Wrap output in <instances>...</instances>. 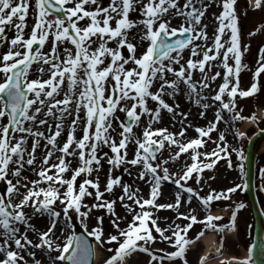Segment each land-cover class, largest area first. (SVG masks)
I'll return each mask as SVG.
<instances>
[{"label": "snow or ice", "instance_id": "snow-or-ice-1", "mask_svg": "<svg viewBox=\"0 0 264 264\" xmlns=\"http://www.w3.org/2000/svg\"><path fill=\"white\" fill-rule=\"evenodd\" d=\"M213 7L219 12L211 14L215 26L209 34L203 21ZM238 8V0H0V264H93L95 245L108 253L103 264H125L134 252L146 254L147 264H188L189 245L206 230L234 231L245 205H236L223 225L211 206L247 184L201 192L216 179L205 180L202 173L221 160L233 169L235 155L244 173L243 148L230 145L217 125L224 122L237 141L244 138L233 126L257 118L241 114L238 98L264 89V43L250 69ZM249 10L264 13V0H247L242 14ZM244 70L252 79L242 88ZM181 100L194 105L200 119L212 113L206 126L194 128L195 138L181 139L192 127ZM166 116L171 127L180 125L178 131L154 127ZM141 124L137 135L133 128ZM214 131L215 148L200 151ZM181 154L191 163L170 171ZM121 169L133 183L114 175ZM166 182L175 186L174 194L160 203ZM160 210H172L184 225L161 228L157 221L167 217L156 216ZM197 224L203 227L189 238ZM257 247L264 264V238L232 264H257Z\"/></svg>", "mask_w": 264, "mask_h": 264}, {"label": "rangeland", "instance_id": "rangeland-1", "mask_svg": "<svg viewBox=\"0 0 264 264\" xmlns=\"http://www.w3.org/2000/svg\"><path fill=\"white\" fill-rule=\"evenodd\" d=\"M244 1L241 2L240 4H238L239 5L238 11L241 13V17H242V20H243V22H242V24L240 26L241 32H242L243 42L250 44L249 51L247 53H245V55H244V62H246L248 64V67L251 69V68H254V66H255V59H256V54H257L258 48H259V46L262 43H264V28H262L261 31L258 32L254 37H248V33L250 31L255 30L257 28V26H259L261 24H264V13L256 11V12H253L254 15L251 16V14L249 13L251 10H249L248 14L246 16L243 15L242 14L243 10L246 7V4H245L246 1L245 2ZM105 3H107V0H105ZM213 12L218 13L219 9H217L215 7L210 8L209 12L206 14V17L204 18V21H203L204 23H207L209 25V28H208L209 34L212 33L213 27L215 26L214 18L211 15ZM132 18H137V17H136L135 14H132ZM32 22L33 21H32V17H31V14H30V16H29V18L27 20V23L29 25H31ZM174 23H175V21H174ZM132 31L135 32V30H132ZM25 32L27 33L28 29H25ZM8 35L11 36L12 33L9 32ZM138 39H139V37L137 36L136 40H134L133 42L135 43ZM46 49H47V45H46ZM2 50L3 49H0V51H2ZM184 55H185V58L188 57V55H189L188 50H185ZM33 69H35V65L33 66ZM216 70H217L216 68L212 69L213 72H215ZM220 70L222 71V69H220ZM34 75H35V73L33 71L32 73H30V78H32ZM240 76H241V87L245 88L251 82L252 73L250 71H248V70H244V71L241 72ZM215 83L216 84L220 83V80L218 79ZM261 83L264 84V75L261 76ZM179 102L181 103V101H179ZM238 103H239V107L244 109V111L241 113L242 115L248 116V115H253L254 114L256 116V118H257V122L253 123V125H251L249 121H246L249 124H248L247 129L245 130L246 132H244L246 134V136L244 138L240 139V146L236 143V140L234 138H232V136H230V135H232V132H233L232 128H230V126L225 124L224 122H221V124H223V130H224V132L226 134V138H227L228 143L230 145H233V146L242 147L243 151H244V154H245V149H246V145H247V142H248L247 138L250 137L255 131L260 130V129H264V89H262L259 93H257L253 97H249V99L244 98L243 100H240L238 98ZM181 109L183 111H188L190 113L188 122L191 123L192 126H202L205 123V122H202L201 120H199L198 118L197 119L194 118V110L196 112L198 111V109L194 105L188 106V105H182L181 104ZM258 111H262L261 116L258 115ZM119 115L123 119V114H119ZM209 119H212V113L209 116ZM142 120H143V118H142ZM246 122L237 121L235 123V125H234L235 130H237V128L239 126L240 127L243 126V129H245V127H246L245 123ZM166 124L170 126V120H169V118L167 116L165 117V120H164V122L162 124L154 125V127H163ZM218 125H220V124H218ZM115 126L116 125H115V122H114V127ZM143 126L144 125L141 124L140 127H134L133 131L137 135H139L141 133V131H142ZM179 127H180L179 124H177L175 127H171L170 126V131H178ZM77 135H80L79 130H77ZM187 136L188 135L185 134V137L181 138V139H185ZM131 148H132V145L129 146V149H130L129 155H131ZM105 150H107V149H105ZM177 150L178 149H175V148L172 149L173 153L175 151H177ZM167 155H168V149L166 147V149L164 151V156L167 157ZM260 155L261 156H260L259 168H260V170L262 172V170H264V151ZM188 161H189V159L187 157H184V154H181V156L175 162V164L170 165V171H178L181 166H183L185 164H189ZM117 174L118 175H122V180L124 182L133 183L134 177L128 176L126 173H123L122 169L117 171V172H114V175H117ZM93 175H95V173ZM212 175H214L216 177V179L207 180V178L209 176H212ZM212 175L210 173L209 174L205 173V179L207 180L208 183L204 184V182H201L202 184H204L203 191L201 192V195H204L205 193H207L209 191V186L211 188L216 189V190H222L225 187L229 186V183L228 184H224V186H223L222 180L217 178L218 175L216 173H213ZM100 179H101V185L103 186V183H104V180H105V176H104V171L103 170H102V172L100 174ZM78 182H79V178H78ZM232 184H233V182H232ZM258 184H261L260 186L264 188V178H262L260 180V183L258 182ZM135 186L136 187H140L144 193H147V191H148L147 186L144 185L143 182L135 181ZM169 186H168V184H165L162 187V190H161L162 191L161 203L169 202L171 200L173 194H174V190L175 189L171 188ZM193 186L197 187L196 185H193ZM2 187H3V185L0 184V188H2ZM116 191L119 192V189H116ZM259 198H261V201L263 203L262 205H264V197L260 196ZM243 201H244V199L242 198V202H237L236 201V203H239V204L243 203L244 204ZM217 204H219L221 206L222 205H232L230 201L229 202L228 201H219V202H214L212 204V206H211V209L217 207ZM233 205H235V204H233ZM192 206L197 208V213H198L199 217H203L205 215V213L199 208V206L196 204L195 201L193 202ZM220 208H222V207H220ZM243 209L240 210V216H241L242 221L238 222L237 225L238 226L239 225L242 226L243 227L242 230L244 229V232H242V230H241L240 231L241 233L237 234L235 240L231 239V238H228L227 239V244L224 243V236L222 234L220 235L221 237H223V244H221V246H226V251L229 254H236V255H239L240 257L243 256L245 250L248 249V248H245V247H249V245L251 243V240H252V234H253V229H254V225L252 223L253 218H251L252 215H251L250 209L247 208L248 210L244 209V211H243ZM116 211H117L118 215H123L124 214L123 210L119 206V203H117V205H116ZM181 211H184V209H181ZM155 215L159 216V217H162V216L163 217H167V220H165V219H162V220L160 219L159 220L160 226L162 228H164L168 224H172L173 222L175 224H180L181 226H183L184 223H185V222H182L181 220L175 219L176 213L173 212L172 210H164L160 214L159 213H155ZM231 215H232V213H230V216ZM248 223H249V226H247ZM218 224H221V223H218ZM223 224H225V222H223L221 225H223ZM198 226H199V224H198ZM200 226H201V228L203 227L202 225H200ZM246 226H247V228H246ZM77 229H80L79 225H77ZM207 232H210V231L206 230L205 233H207ZM154 235H155V233H154ZM193 236H195V234ZM221 237H218V240L221 241ZM241 246L245 248L244 251L239 249V247H241ZM96 247H97V250H98L97 251L98 252L97 264H103V261L107 257L108 253L105 252V251H102L99 245H96ZM105 247H107V246H105ZM155 247L162 248V247H164V245L163 244H157V245H155ZM168 250H171V249H168ZM202 250H203L202 244L197 243L196 244V248H194V250H192L186 256V258L188 260V264H198L199 257H200L199 253H201ZM240 250H241V253H240ZM148 259H149V257L146 254L140 253V252H134L132 254V257L129 258L128 262L125 263V264H134V263H136L135 261L140 262V264H147ZM221 262L222 261H220V264H221ZM224 264H227V263H224Z\"/></svg>", "mask_w": 264, "mask_h": 264}, {"label": "bare ground", "instance_id": "bare-ground-1", "mask_svg": "<svg viewBox=\"0 0 264 264\" xmlns=\"http://www.w3.org/2000/svg\"><path fill=\"white\" fill-rule=\"evenodd\" d=\"M181 104L191 106L187 101H183V100H181ZM209 116H210V112L207 114V117H209ZM245 126L248 127V124H246ZM262 150H264V141L259 143V146L257 147V152L260 153V152H262ZM262 227H264L263 224H262ZM213 241H214V235H207L206 237H204L201 240V243H203L206 246L208 252L217 253L216 250L218 249V246ZM258 256H259V251H257L255 253V257L257 258ZM96 257L98 259V254H96ZM135 262L137 264H140V262H138V261H135ZM136 263H134V264H136ZM207 264H218V261L212 260L211 262H208Z\"/></svg>", "mask_w": 264, "mask_h": 264}, {"label": "water", "instance_id": "water-1", "mask_svg": "<svg viewBox=\"0 0 264 264\" xmlns=\"http://www.w3.org/2000/svg\"><path fill=\"white\" fill-rule=\"evenodd\" d=\"M249 166L252 167V160L249 158Z\"/></svg>", "mask_w": 264, "mask_h": 264}]
</instances>
